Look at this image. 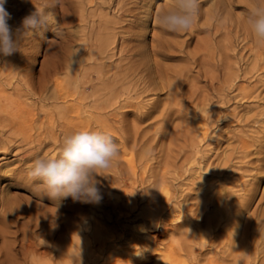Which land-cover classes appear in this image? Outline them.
I'll return each instance as SVG.
<instances>
[{"label":"bare ground","instance_id":"obj_1","mask_svg":"<svg viewBox=\"0 0 264 264\" xmlns=\"http://www.w3.org/2000/svg\"><path fill=\"white\" fill-rule=\"evenodd\" d=\"M159 1L60 0L54 9L58 25L52 31L61 34L62 45L55 51L40 37L38 49L47 46L55 56L46 59L47 73L37 86L30 85L9 57L0 58V159L10 152L19 155L15 165L13 161L0 164V264H131L137 263L155 242L149 234L152 228L148 218L154 221L160 207L157 193L152 194L150 189L142 193L151 199L149 202L136 200L123 214L118 199L107 211L96 208L103 207L102 202L68 206L49 199L42 184L28 179L33 161L56 157L65 137L83 130L104 131L119 137L124 148L132 142L136 150L139 144L151 141L147 134H139V121L155 111L165 115L173 106L181 108L182 98L193 105L194 116L204 109L210 121L233 118L236 106L246 99L264 101V42L257 41L249 24L231 17L233 0H202L192 30L185 33L159 27L158 14L171 8L174 0ZM47 2L7 0L9 25L19 28L22 18L34 11V4L39 7ZM63 25L76 28L62 33L58 28ZM177 56L184 62H166ZM208 65H221L223 70L213 73ZM194 68L195 78L209 75L210 83L214 78L221 82L213 87L212 95L206 94L199 101H195L194 91L185 94L180 90L183 82L191 80ZM63 69L70 71L67 79L55 78V90L46 94L52 75ZM93 76L100 85L92 82ZM88 87L93 91L86 93ZM161 90L168 92L167 99H144ZM50 103L55 106L49 107ZM233 103L232 109L225 107ZM132 111L135 120L127 117ZM241 117L250 127L242 128L239 143L232 152L222 155L217 164L218 178L201 189L197 208L179 204L180 215L169 214L179 224L192 225L193 232H182V240L172 241L170 249L161 252L164 264H264V208L246 214L264 177V108ZM200 129L199 138L187 145L191 152L179 167L181 175L189 171L188 163L204 160L200 141L208 133ZM212 137L208 136L210 140ZM51 148L54 151L47 156ZM138 158L143 181L157 173L166 178L167 170H151L148 148ZM113 166L117 175L112 180L118 185L130 181L137 196L140 189L132 185L137 173L134 158L129 160L126 172L117 159ZM242 168L249 170L248 178H243ZM13 187L26 188L53 207L11 193ZM162 190L170 189L164 186ZM123 217L130 223L138 217L144 222L127 227L122 224ZM103 219L111 224L104 226ZM90 229L96 232L94 241L84 237L85 251L70 254L75 243L71 234L80 233V240ZM153 250L161 251L158 247Z\"/></svg>","mask_w":264,"mask_h":264},{"label":"rangeland","instance_id":"obj_2","mask_svg":"<svg viewBox=\"0 0 264 264\" xmlns=\"http://www.w3.org/2000/svg\"><path fill=\"white\" fill-rule=\"evenodd\" d=\"M159 2H161V0ZM256 3L257 0H233L229 6L231 17L243 20L248 24L249 9ZM74 28L76 27L63 25L58 29L64 33L67 29ZM16 29H18L17 26L13 30L15 31ZM201 35H205L204 32H202ZM40 37H44L45 41L49 43V48L55 51L62 45L60 43L61 34L56 33L51 29L45 31L43 35L40 36H30L21 32L18 36L20 51L9 57L14 65H18L17 69L22 70V72L25 73L26 77L30 80L31 86H37L40 81L44 80V76L48 69V61L46 59L50 60L55 56V51L53 53L52 51L47 50V46L41 50L38 49ZM78 46L79 44H75V48H78ZM230 61H233V58H230ZM166 62L176 64L182 63L184 60L183 57L177 56L166 60ZM196 69L197 68H194L190 72L191 80L183 82L180 90H182V93H185L186 91H194V96H196L195 101H199L206 96V94H208L207 96L212 95L213 87L219 86L221 82L217 78H214L213 82L210 83L211 78L209 75L208 78L205 76L195 78V75L197 74ZM207 69L213 73L219 74V70L222 71L223 67L221 65H208ZM69 73L70 71H68V69H63L53 74L47 83L48 87L45 91L46 94H50L55 90V78L64 81L67 79ZM92 82L97 86L100 85V81L96 76L92 77ZM10 87L11 86H8L7 88L11 90ZM92 91L93 89L88 87L86 93ZM157 92L158 93L145 96L144 99H146V101L151 99L164 100L169 97L167 91L161 90ZM28 100H30V98H28ZM180 104L181 108L177 105L173 106L165 115H162L159 111H155L152 116L139 121V134L142 135L145 133L147 136L151 137V141L148 145L141 146L139 144L137 149L134 150L133 143L129 142L127 147L124 148L121 139L119 137H114L115 142L120 149L119 155L115 159L120 162L122 170L126 172L131 157L132 159L134 158L137 163V173L134 175V184H132L137 189H140L137 196H134L133 194L130 181H128L127 184L121 183L118 185L117 181L112 180L113 176L117 175L115 173L113 162L112 166L106 170V176H98L100 177L99 184L103 195V199L101 200L103 207L100 208V206H95L97 209H103V211L110 210L112 203H114V199H118L122 202L120 212L125 214L133 206V203H135L136 200L138 203L149 202V200H151L147 196H142V193L148 191V189H150L149 191L152 194L157 193L158 195L156 199L159 201H156V203L159 204L158 207H160V210L158 211V214H156L154 221H152V219L149 220L148 218L149 225L152 228V230L149 231V234L152 236L151 239H155V242H151L150 246L146 248L143 257L140 258L137 263L131 264H164L161 252L170 249V243L172 241L182 240V232H193L192 225L179 224L176 220H171L169 214L178 217L181 213L180 209H182L179 206L184 204H194V208H197V204L201 201V189L204 188V185H206L208 181H214L218 178V172H216L218 169L217 164L222 159V155L225 151L226 153L232 152L234 146L239 143L238 135L242 133L243 129L250 127L249 124L247 125V121L243 119L244 117L241 116L250 115L253 111L264 108L263 100L249 98L245 101H241L236 106L235 111L237 114L233 118H222L220 120L210 121L209 116L205 115L207 112L204 113V109L199 110V112L197 110L196 113L198 112L199 115L196 117L194 116V107L192 104L186 102L184 98L180 99ZM234 105V103L230 105L227 104L225 107L232 109ZM54 106L55 104L51 103L49 105V107ZM200 116L203 117L199 119ZM127 117L129 120H135V111L130 112ZM261 124H263V122L260 123V125ZM257 125L259 126V123L255 124L256 127ZM200 128L207 129L208 136H213L211 139L212 141L208 136L201 139V148L204 150L203 154L205 155L204 160L202 162L188 163L186 166L189 168V171L181 175L178 171L181 168V165L184 164L183 159L186 154H190L191 152L187 145L190 140L199 138L202 131ZM147 148L150 154V162L152 165L151 170L155 173L160 172L162 169L167 170L166 178H162L161 175L157 176V173L156 176H152V179L143 181L138 156L141 152L146 151ZM185 150L186 152H184ZM53 151L54 150L51 148L47 156H50ZM1 154L2 153H0V155ZM5 156L6 158L0 159V164L4 161H13V165L18 163V159L16 158L19 157V155L17 153L14 155L10 152L5 154ZM171 168L174 169L173 173ZM242 169L243 170L241 171H244L243 178H248L246 173H248L249 170H246L245 168ZM190 171L192 175H190ZM237 173H239V170ZM110 185L114 187H109ZM164 186L169 187L170 190H162ZM11 193H16L23 198L45 203L48 206L53 207V203L50 201H41L32 191L26 188L13 187L11 188ZM167 194L171 195L169 199L167 198ZM262 194H264V177L261 178L258 183L255 197L251 200L249 211H247L246 214L251 213L252 211L260 212L264 208V197ZM229 197L230 196H227L225 199H228ZM170 200L171 202H169ZM61 203L70 206L76 205L78 202H74L71 198H68L61 200ZM210 209H212V206H210ZM121 220L123 221L122 224L127 227L144 222L141 217L135 219L133 223H130L124 219V217ZM101 222L104 226L111 224V222H106L105 219ZM202 230H205V228ZM71 235L72 237H75V243L70 247L69 252L70 254L77 255L80 251H85L86 249L84 248L85 246L83 242L85 239L83 238L88 237L91 241H94L96 232H94V229H90L82 234L80 240H77V236H79L80 233L73 232ZM261 245L264 246V243ZM154 247H158L161 251L153 250ZM207 251L209 250L207 249ZM208 253L211 252L209 251Z\"/></svg>","mask_w":264,"mask_h":264},{"label":"clouds","instance_id":"obj_3","mask_svg":"<svg viewBox=\"0 0 264 264\" xmlns=\"http://www.w3.org/2000/svg\"><path fill=\"white\" fill-rule=\"evenodd\" d=\"M33 2V0H32ZM0 0V58L20 51L18 36L23 32L40 36L57 24L54 9L60 0H48L42 6L34 4V11L25 16L15 31L9 25L11 14ZM202 0H174L171 8L158 14V25L165 31L185 33L192 30ZM248 24L258 42H264V0L249 9ZM119 146L112 135L104 131H77L64 138L56 157H41L33 161L28 179L43 185L47 197L53 201L71 198L74 202L98 204L103 199L98 176L118 157Z\"/></svg>","mask_w":264,"mask_h":264}]
</instances>
